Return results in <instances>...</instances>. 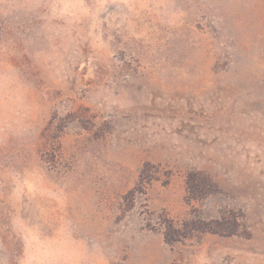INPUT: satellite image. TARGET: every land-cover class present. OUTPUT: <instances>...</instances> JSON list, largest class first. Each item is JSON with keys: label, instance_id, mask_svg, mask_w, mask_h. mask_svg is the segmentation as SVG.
Here are the masks:
<instances>
[{"label": "rangeland", "instance_id": "rangeland-1", "mask_svg": "<svg viewBox=\"0 0 264 264\" xmlns=\"http://www.w3.org/2000/svg\"><path fill=\"white\" fill-rule=\"evenodd\" d=\"M0 264H264V0H0Z\"/></svg>", "mask_w": 264, "mask_h": 264}, {"label": "trees", "instance_id": "trees-1", "mask_svg": "<svg viewBox=\"0 0 264 264\" xmlns=\"http://www.w3.org/2000/svg\"><path fill=\"white\" fill-rule=\"evenodd\" d=\"M50 132L52 133L53 130L51 129ZM218 187L213 177L205 171H191L187 175L188 200L206 198L215 193ZM238 224L237 221L232 222L224 216L211 221L191 218L184 222H177L174 218L165 216L164 220L160 222L164 230L165 240L169 244L183 241L195 231H211L227 235L236 234Z\"/></svg>", "mask_w": 264, "mask_h": 264}]
</instances>
